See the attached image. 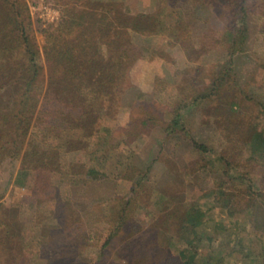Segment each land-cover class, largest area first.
<instances>
[{
    "label": "rangeland",
    "instance_id": "374dc122",
    "mask_svg": "<svg viewBox=\"0 0 264 264\" xmlns=\"http://www.w3.org/2000/svg\"><path fill=\"white\" fill-rule=\"evenodd\" d=\"M190 254L264 264V0H0V264Z\"/></svg>",
    "mask_w": 264,
    "mask_h": 264
},
{
    "label": "trees",
    "instance_id": "16d2710c",
    "mask_svg": "<svg viewBox=\"0 0 264 264\" xmlns=\"http://www.w3.org/2000/svg\"><path fill=\"white\" fill-rule=\"evenodd\" d=\"M193 260H194L193 255L190 254V255L186 256L185 259L181 258L180 264H193Z\"/></svg>",
    "mask_w": 264,
    "mask_h": 264
}]
</instances>
